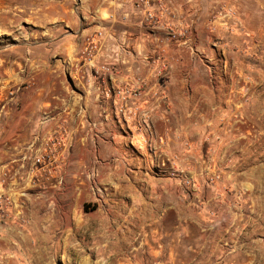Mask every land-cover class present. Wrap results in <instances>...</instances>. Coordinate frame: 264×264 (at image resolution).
<instances>
[{"label":"crops","instance_id":"0c3cea01","mask_svg":"<svg viewBox=\"0 0 264 264\" xmlns=\"http://www.w3.org/2000/svg\"><path fill=\"white\" fill-rule=\"evenodd\" d=\"M166 1L187 36L99 0L65 19L75 29L46 28L29 60L6 63L23 86L16 139L58 122L68 135L60 184L15 187L31 223L0 222V264H264V25L249 11L242 32L213 27L228 0ZM7 17L0 13L3 24ZM106 60L117 70L97 83L93 67ZM107 87L139 90L127 110L140 105L150 128L118 113ZM19 154L1 145L0 166Z\"/></svg>","mask_w":264,"mask_h":264},{"label":"built area","instance_id":"2783aa9c","mask_svg":"<svg viewBox=\"0 0 264 264\" xmlns=\"http://www.w3.org/2000/svg\"><path fill=\"white\" fill-rule=\"evenodd\" d=\"M120 3L129 4L136 12L141 14L144 24L150 28H160L169 26L172 30L180 28V36H187V27L181 23V16L175 9L169 5L166 0H117ZM212 26L217 25L224 27L229 32H242L246 28V19L240 12L239 7L233 3H224L220 6L211 18ZM104 33L98 31L95 36L89 38V45L94 46L100 42ZM214 46L220 47L221 52L226 46L220 41H215ZM117 64L112 60L93 67V77L97 83H103L106 77L116 72ZM23 86L19 84L11 85L6 79L0 75V146H15L20 150L19 156L15 157L12 162L19 163V167L15 168L11 163L4 164L0 168V222H6L11 219L8 208L12 204L11 194L7 192L4 186L6 179L17 180L21 169H24V180L30 188H44L54 182L57 186L61 182L59 172L62 169V162L66 151V137L68 128L65 124L58 122L54 129H48L45 133H37L30 141L20 142L17 139L13 141L5 140L7 125L3 123L8 115H13L15 111L20 109V91ZM99 89L101 87L99 86ZM104 94L108 97L116 96L117 111L121 115L132 114L138 121L140 127L150 128V114L141 109L140 105H136L132 111H128L127 100L129 96L138 97L141 95L139 90H131L129 88L114 89L113 87L102 88ZM119 100V101H118ZM128 111V114H127ZM52 121L51 116L44 115L42 119L43 129ZM140 131H143L140 129ZM149 151L155 155L156 148L149 144ZM176 159L178 157H175ZM97 174V173H96ZM96 176V175H95ZM215 180V179H214ZM213 179L211 181H214ZM185 185H193L192 179H185ZM18 223L26 227L29 220L21 213L12 216Z\"/></svg>","mask_w":264,"mask_h":264},{"label":"rangeland","instance_id":"374dc122","mask_svg":"<svg viewBox=\"0 0 264 264\" xmlns=\"http://www.w3.org/2000/svg\"><path fill=\"white\" fill-rule=\"evenodd\" d=\"M97 1L99 0H0V13L2 15H8L4 24L3 21H0V75L6 79L7 83L14 85L13 81L9 78L10 76L5 71L6 63L10 61L8 64L11 65L15 59H21L24 62L29 60L27 59L31 57L29 44L35 39H42L44 41L46 38V28H57L55 29L56 34L68 32V30H72V28L75 29L74 25H67L65 19L69 16L75 18L77 15L82 16V12H94V5H96L95 3ZM224 3L236 4L245 19L246 14H249V11H251L256 15V20L262 22L264 25V0H228L220 3L214 13H216ZM36 53L37 56L41 58L46 57L44 50ZM3 123L7 125V129L9 128L7 134L4 136L5 140L15 144L13 140L18 138L17 132L11 130L16 124V122H14V114L8 115L3 119ZM11 165H15V168L19 167L17 163ZM24 177V169H21L18 179H6L4 186L7 192L11 194L13 200L8 208L11 219L12 216L21 213L29 220L30 224L31 217L27 209L28 201L26 204L24 203L26 202L25 199L27 196H25V194L21 195L19 201L22 205H19L18 208H16L14 201L16 195L14 189L16 186L20 188L28 187L27 189L30 188V186L26 184ZM27 189L24 190L27 191Z\"/></svg>","mask_w":264,"mask_h":264}]
</instances>
